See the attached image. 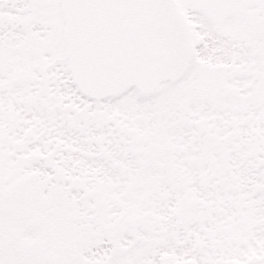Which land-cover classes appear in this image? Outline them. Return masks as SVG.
I'll return each mask as SVG.
<instances>
[{"label": "snow or ice", "instance_id": "1", "mask_svg": "<svg viewBox=\"0 0 264 264\" xmlns=\"http://www.w3.org/2000/svg\"><path fill=\"white\" fill-rule=\"evenodd\" d=\"M0 264H264V0H0Z\"/></svg>", "mask_w": 264, "mask_h": 264}]
</instances>
